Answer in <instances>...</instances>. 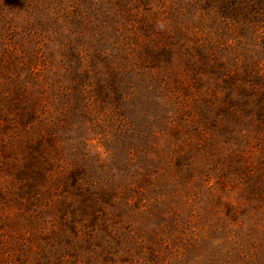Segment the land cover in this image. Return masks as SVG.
<instances>
[{"label":"rangeland","instance_id":"374dc122","mask_svg":"<svg viewBox=\"0 0 264 264\" xmlns=\"http://www.w3.org/2000/svg\"><path fill=\"white\" fill-rule=\"evenodd\" d=\"M0 264H264V0H0Z\"/></svg>","mask_w":264,"mask_h":264}]
</instances>
